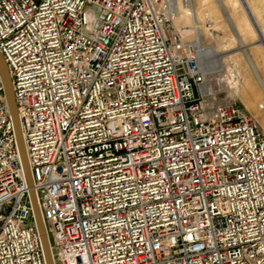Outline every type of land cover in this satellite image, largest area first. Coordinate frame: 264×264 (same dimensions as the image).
Returning <instances> with one entry per match:
<instances>
[{"label":"built area","instance_id":"2783aa9c","mask_svg":"<svg viewBox=\"0 0 264 264\" xmlns=\"http://www.w3.org/2000/svg\"><path fill=\"white\" fill-rule=\"evenodd\" d=\"M177 13L0 0V264H46L31 189L53 264H264V133Z\"/></svg>","mask_w":264,"mask_h":264},{"label":"rangeland","instance_id":"374dc122","mask_svg":"<svg viewBox=\"0 0 264 264\" xmlns=\"http://www.w3.org/2000/svg\"><path fill=\"white\" fill-rule=\"evenodd\" d=\"M188 1L190 3L186 6L184 0H178L179 7L181 8L184 5L190 13L184 16L182 12H178L173 19L175 26L179 29L181 26H187L188 28L182 29L183 31L180 30L187 40H191L195 33L191 26L193 25V21L197 19V24L205 44L214 47L222 54L220 62L224 69L219 75L221 78H218L219 86L224 87L223 84H225L227 79L231 80L232 84L235 80V87L230 88L231 90L229 91L227 89L225 92H222L219 95V99H222L228 93L235 99L236 103H242L248 112L258 120L260 129L264 133V108L258 107L259 103H264V94L257 79L250 70L239 44L234 39L231 29L218 9L215 0ZM245 1L262 33V38H264V0ZM221 2L264 82V73L260 70L262 68L264 70V46L259 43L261 39L256 34L241 1L221 0ZM206 16L211 19L213 30L206 28V24L204 23ZM232 73H238L237 78L231 79L230 74Z\"/></svg>","mask_w":264,"mask_h":264},{"label":"bare ground","instance_id":"6f19581e","mask_svg":"<svg viewBox=\"0 0 264 264\" xmlns=\"http://www.w3.org/2000/svg\"><path fill=\"white\" fill-rule=\"evenodd\" d=\"M215 2H216V5H217L218 9L220 10V12L222 13V15L224 17V20H225L226 24L231 29V32L233 34L234 39L239 44V46L241 48V51H242V53H243V55H244V57H245L248 65L250 67V70L252 71V73L254 74L255 78L257 79V81H258V83H259V85H260V87L262 89V92L264 94V82H263V80L261 79V77L259 75V72L257 70L256 65L254 64L253 60L251 59V57L249 56V54H248V52L246 50V46L243 44L242 38L237 33L236 28L233 25V23L231 21V18L229 16V14L227 13L226 9L224 8V5L221 2V0H215ZM244 2H245V4H246L247 7L246 6L244 7ZM244 2H243L242 5H243V7H244V9L246 11L247 8H248V5H247V3H246L245 0H244ZM181 8L178 5V12L179 13L182 12L184 16L190 13L189 10H187L184 5L181 6ZM249 11H250V9H249ZM246 13H247V11H246ZM250 13H251V11H250ZM247 15H248V13H247ZM251 15H252V13H251ZM248 18H249V16H248ZM252 18L254 19L253 15H252ZM249 20H250V18H249ZM255 23H256V21H255ZM251 24H252V22H251ZM184 28H188V27L187 26H181L180 27L181 30L182 29L184 30ZM253 28H254V26H253ZM254 30L256 31L255 28H254ZM256 34L258 35L257 31H256ZM260 34L261 35H258V37L261 39V41H259V43L264 46V38H262L261 31H260ZM0 56L2 58V62L4 64V66H5L7 78L9 80V89H10V92L12 94V85H11L10 77H9V74H8L7 66H6L5 61H4V59H3V57H2L1 54H0ZM221 56H222V54L220 52H218L214 47L206 46L204 48H202V47H199L198 48V57H199V60H200V62L202 64V66H204L205 68H211V69H213V68H216V67L217 68L220 67L221 66V62H220ZM234 82H235V80H234ZM234 82L232 84V81L227 79L226 82H225V84H223V86L224 85H227V87H229V89L230 88H234L235 87L234 86ZM12 98H13V94H12ZM14 112H15V119H16V125H15V128H16V136H17V140H18V144H19V148H20V155H21V158H22V162H23V166H24V171H25L26 178H27V180L29 182V185L31 186L32 185V180H31V176H30L28 162H27L26 155H25V148H24V145H23V138H22V133H21V129H20L18 113H17V110H16L15 107H14ZM30 194H31V197H32V200H33V204H34V209H35V214H36L37 221L41 225L42 232H43V236L45 237V240H46V235H45V232H44V227H43L42 219H41V216H40V212H39L38 207H37V204H36V199H35L34 191L31 190L30 191ZM46 248H47V252H48L49 258H50V262H51V264H53L52 263V260H51V255H50L51 253H50V250H49V246H48L47 240H46Z\"/></svg>","mask_w":264,"mask_h":264},{"label":"water","instance_id":"95a60500","mask_svg":"<svg viewBox=\"0 0 264 264\" xmlns=\"http://www.w3.org/2000/svg\"><path fill=\"white\" fill-rule=\"evenodd\" d=\"M242 4L244 2V0H241ZM246 6L245 2H244V7ZM247 7V6H246ZM247 13H248V16L250 18V21L252 22V25L254 26V28L256 29L258 35H261L260 34V30L257 26V24L255 23L254 19L252 18V15L249 11V9L247 8ZM0 75L2 77V81H3V84H4V87H5V93H6V97H7V103H8V106H9V109H10V113H11V117H12V120H13V123H14V127L16 125V119H15V112H14V107H15V103H14V99L12 98V94L10 92V89H9V80L7 78V74H6V70H5V66L2 62V58L0 56ZM16 108V107H15ZM15 133H16V128H15ZM17 137V136H16ZM17 144H18V140H17ZM18 148H19V144H18ZM19 152H20V148H19ZM31 176V175H30ZM29 183V182H28ZM32 190V189H31ZM30 190V191H31ZM31 196V194H30ZM31 201H32V206H33V211H34V216H35V221H36V225H37V229H38V232H39V235H40V239H41V244H42V249H43V253H44V257H45V261H46V264H51L50 262V258H49V255H48V252H47V248H46V240H45V237L43 236V232H42V228H41V225L40 223L37 221V218H36V214H35V209H34V204H33V200H32V197H31ZM48 243V241H47ZM51 255V254H50ZM51 260H52V257H51ZM53 263V261H52Z\"/></svg>","mask_w":264,"mask_h":264},{"label":"crops","instance_id":"0c3cea01","mask_svg":"<svg viewBox=\"0 0 264 264\" xmlns=\"http://www.w3.org/2000/svg\"><path fill=\"white\" fill-rule=\"evenodd\" d=\"M260 70H261V72H262V73H264V70H263V68H262V69H260Z\"/></svg>","mask_w":264,"mask_h":264}]
</instances>
